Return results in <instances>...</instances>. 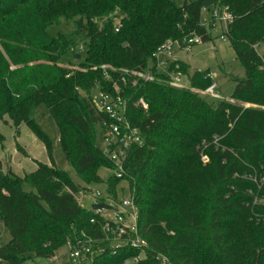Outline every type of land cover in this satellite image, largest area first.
Returning <instances> with one entry per match:
<instances>
[{
  "label": "trees",
  "instance_id": "1",
  "mask_svg": "<svg viewBox=\"0 0 264 264\" xmlns=\"http://www.w3.org/2000/svg\"><path fill=\"white\" fill-rule=\"evenodd\" d=\"M224 7L233 17L226 38L245 77L235 79L234 102L212 106L192 90L213 84L210 70L190 76L189 66L176 60L162 73L154 54L168 40H212L202 12ZM63 21L75 28L52 35ZM263 40L264 0L182 6L176 0H0V121L8 116L17 128L26 124L45 142L51 161H37L24 177L0 166V226L11 235L0 245V263L22 264L31 255L51 259L69 239L103 235L100 223L91 222L92 209L79 201L89 189L56 165L36 114L47 107L67 162L91 183L99 168H113L102 148L105 115L91 94L113 91L120 72L109 70V80L101 68L112 65L156 76L151 82L130 77L136 83L124 88L144 144L132 147L121 178L107 180L110 192L127 181L138 206L139 234L148 243L138 264H264V202L254 203L264 200V183L255 181L264 176V53L256 48ZM78 45L84 52H71ZM65 55L83 70L64 68ZM175 72L189 76L188 88L170 84ZM26 182L36 192L25 191ZM140 252L106 244L84 264H125Z\"/></svg>",
  "mask_w": 264,
  "mask_h": 264
},
{
  "label": "rangeland",
  "instance_id": "2",
  "mask_svg": "<svg viewBox=\"0 0 264 264\" xmlns=\"http://www.w3.org/2000/svg\"><path fill=\"white\" fill-rule=\"evenodd\" d=\"M195 0H176L178 5L182 6L185 2ZM213 14L211 11L204 10L202 12V23L206 26L212 36V40L207 42H198L190 47L189 50L175 48L173 53L174 57L179 61L189 66L188 75L193 76L197 71H207L215 73L216 91L217 97L212 95H204L197 92L204 97L209 104L216 106L220 100H227L234 102L231 97L233 94L237 82L236 78H244L245 71L240 61L237 59L236 53L231 46L230 41L226 37H222L224 33V26L218 21L211 22ZM211 22V23H210ZM213 24V28L210 26ZM75 28L74 24L62 22L60 27L55 26L50 29L52 35H56L59 31H71ZM258 53H264V40L256 46ZM73 62L70 55H65L63 58L62 66L70 70H83L77 63ZM111 68H115L110 65ZM181 74V82L188 85L189 76ZM214 93V94H215ZM92 97L96 96L97 90L92 89ZM245 104L250 107L251 104ZM140 105L145 112L149 109H145ZM7 120V121H5ZM36 121L39 124L44 135L50 142L53 148V155L56 165L65 170L75 184L81 187L88 188L87 194L81 193L82 201L80 202L82 207L92 208L94 202L93 194L96 192L101 193L104 198H125L132 192L129 189L128 183L125 180L119 181L114 186L112 192L108 191L107 180L113 175L110 168H99L96 172L95 179L90 183L87 178H83L78 174L67 162L63 145L60 142V133L54 118L49 113L45 105H41L36 114ZM0 133L3 137V142L0 144V166L6 172L12 171L19 177H24L26 174H30L37 169V161L43 164H50V158L47 152V146L45 142L26 124L22 123L18 128L10 121L8 116H5L4 120L0 121ZM23 189L27 192H36L28 182L23 184ZM84 197H83V196ZM11 238L9 231L0 226V245H6ZM115 247L122 246L123 242L118 241L113 244ZM67 245H63L59 248L57 254L52 259H45L31 255L22 264H75L66 254ZM0 264H7L1 262Z\"/></svg>",
  "mask_w": 264,
  "mask_h": 264
},
{
  "label": "built area",
  "instance_id": "3",
  "mask_svg": "<svg viewBox=\"0 0 264 264\" xmlns=\"http://www.w3.org/2000/svg\"><path fill=\"white\" fill-rule=\"evenodd\" d=\"M212 14L213 19L224 26L222 37H226L229 24L233 19L228 8H214ZM119 26L118 20L116 31H118ZM200 41L198 36L186 37L183 41H166L154 54L158 70L162 73H169L171 64L177 60L174 57V49L189 50L192 45ZM71 52L82 53L84 52V46L78 45L72 48ZM101 68L104 70V74L109 80H112L110 71L120 72V78L113 83V91H97L96 96L93 97V103L96 109L105 115L102 122V148L113 164V168H110V171L113 175L121 178L123 175V166L132 147L142 146L144 144L142 131L129 117L128 99L124 95V88L130 81V77L151 82L155 81L156 76L150 71L117 70L116 68H111L110 65H102ZM209 76L213 79V84L209 88L203 91L197 89L192 90L204 95L217 97L218 95L215 93L217 88L215 73L211 72ZM130 83L134 85L136 80L130 81ZM170 84L175 87L188 88V85L181 82V74L176 72L172 74ZM138 103L145 109H148V104L144 99H140ZM217 138V135H214V139L217 140ZM202 160L206 163L208 157L203 155ZM255 181L261 186L264 183V176L258 181L255 179ZM93 196L94 202L91 209L94 218L91 222L93 224H97V222L100 223L103 235L97 237L95 235L82 233L81 238H75V240L69 239L66 243V254L69 255L73 263L84 264L90 260V258L105 252L106 244H108L110 248H115L113 245L114 242L121 241L123 245H129L141 250L139 255L125 262V264H138L145 257V249L148 243L139 234V210L134 196L131 193L125 198H104L99 192L94 193ZM79 201H82V197ZM257 202L263 203L264 200L256 197L254 203ZM165 261L166 259L163 258L162 262L164 263Z\"/></svg>",
  "mask_w": 264,
  "mask_h": 264
},
{
  "label": "water",
  "instance_id": "4",
  "mask_svg": "<svg viewBox=\"0 0 264 264\" xmlns=\"http://www.w3.org/2000/svg\"><path fill=\"white\" fill-rule=\"evenodd\" d=\"M78 58H79V56H78Z\"/></svg>",
  "mask_w": 264,
  "mask_h": 264
}]
</instances>
